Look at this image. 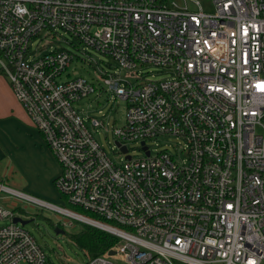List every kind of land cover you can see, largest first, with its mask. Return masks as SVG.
Instances as JSON below:
<instances>
[{"label":"built area","instance_id":"2783aa9c","mask_svg":"<svg viewBox=\"0 0 264 264\" xmlns=\"http://www.w3.org/2000/svg\"><path fill=\"white\" fill-rule=\"evenodd\" d=\"M196 4L199 12L168 0H0V71L60 163L55 185L71 207L0 183V219L10 221L0 264H53L5 201L118 238L89 264H264V0H213L214 13ZM58 32L118 65L100 76L127 103L113 129L119 165L75 107L94 85L58 81L77 55L33 47ZM147 66L168 76L139 77ZM100 114L89 120L96 130L107 125ZM160 137L182 147L154 154L148 141Z\"/></svg>","mask_w":264,"mask_h":264},{"label":"rangeland","instance_id":"374dc122","mask_svg":"<svg viewBox=\"0 0 264 264\" xmlns=\"http://www.w3.org/2000/svg\"><path fill=\"white\" fill-rule=\"evenodd\" d=\"M168 2H176L183 8L187 7L191 12L200 11L199 6L196 4V2H199L202 11L206 13L215 12L213 0H168ZM45 37V33H43L32 40L33 47H39L42 53L63 48L77 55V58L71 62L69 68L58 81L65 82L76 78H84L94 85L96 89L95 93L81 99L75 104V107L86 118L88 127L92 131L95 139L102 145L112 161L117 165L121 164V159L124 161L125 156L116 145L113 129L121 127L125 123L127 103L110 91L100 76V72H112L117 69V63L111 57L82 45L69 34L58 32V35ZM137 72L139 73V77L143 79H151L152 76L155 79H161L168 76L167 73L159 72L149 66L140 68ZM121 75L124 77L127 75V72L122 71ZM130 81L132 84L139 82L135 77H132ZM100 112L106 116L105 123L107 125L104 129L99 128L96 130L91 127L89 120L91 117L102 119ZM148 144L154 154L160 151L177 153L182 147L179 141L169 137L149 140ZM128 146L130 148V154L133 157H145V152L140 145L129 143ZM40 199L60 207L71 208L56 188V185L50 197H40ZM13 204L16 203L13 202L9 205L3 203V206L4 208H9L11 205L10 208L13 209L16 217L26 221L32 220L25 228L35 237L53 264H89L93 259L90 248L84 247L82 240H80L87 236V226L89 225L69 219L52 211L32 210L23 203H17L19 207L15 210V207H12ZM64 222H73V226H65ZM9 223V220L0 219V227L6 226ZM56 229L61 230L63 233H56ZM111 260L115 263L123 264L121 258L118 256L112 257Z\"/></svg>","mask_w":264,"mask_h":264},{"label":"crops","instance_id":"0c3cea01","mask_svg":"<svg viewBox=\"0 0 264 264\" xmlns=\"http://www.w3.org/2000/svg\"><path fill=\"white\" fill-rule=\"evenodd\" d=\"M61 171L43 135L0 71V183L39 198L50 197ZM12 207L17 210L19 206L16 203Z\"/></svg>","mask_w":264,"mask_h":264},{"label":"trees","instance_id":"16d2710c","mask_svg":"<svg viewBox=\"0 0 264 264\" xmlns=\"http://www.w3.org/2000/svg\"><path fill=\"white\" fill-rule=\"evenodd\" d=\"M87 227V236L80 240H82L84 247L86 246L90 248L91 256L93 258L103 256L118 245L119 240L115 236L92 226Z\"/></svg>","mask_w":264,"mask_h":264},{"label":"water","instance_id":"95a60500","mask_svg":"<svg viewBox=\"0 0 264 264\" xmlns=\"http://www.w3.org/2000/svg\"><path fill=\"white\" fill-rule=\"evenodd\" d=\"M123 149V151L126 153L127 152V149H126V147H123L122 148ZM149 154V153H148ZM32 220H30V221H26V220H23L22 218H19V217H15L14 218V223H19V224H21L22 226H26V225H28L30 222H31ZM56 233H63L61 230H59V229H56ZM109 255L110 256H113V255H115V252L113 251V252H110L109 253Z\"/></svg>","mask_w":264,"mask_h":264}]
</instances>
